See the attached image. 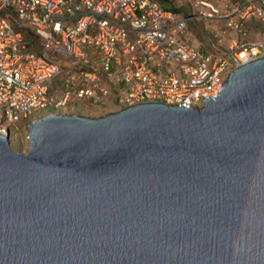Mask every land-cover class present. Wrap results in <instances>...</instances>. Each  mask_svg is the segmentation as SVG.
<instances>
[{"label":"water","instance_id":"1","mask_svg":"<svg viewBox=\"0 0 264 264\" xmlns=\"http://www.w3.org/2000/svg\"><path fill=\"white\" fill-rule=\"evenodd\" d=\"M224 87L0 132V264H264V56Z\"/></svg>","mask_w":264,"mask_h":264},{"label":"built area","instance_id":"2","mask_svg":"<svg viewBox=\"0 0 264 264\" xmlns=\"http://www.w3.org/2000/svg\"><path fill=\"white\" fill-rule=\"evenodd\" d=\"M196 7L187 14L160 0H0V132L83 104L203 110L231 73L264 56V0ZM200 21L215 24L203 29V43L190 32Z\"/></svg>","mask_w":264,"mask_h":264},{"label":"rangeland","instance_id":"3","mask_svg":"<svg viewBox=\"0 0 264 264\" xmlns=\"http://www.w3.org/2000/svg\"><path fill=\"white\" fill-rule=\"evenodd\" d=\"M162 2L164 3L165 8L167 9H171L173 6H176L178 8H184V10H182V13H187L188 14V10L189 7L192 8L193 11L192 13L197 12V10L195 8L196 4H197V0H162ZM215 3H217V1H215ZM226 2H222V4H224ZM225 7V6H224ZM222 7V8H224ZM188 9V10H187ZM199 23L201 24H193L192 26H190V32H192L198 43H203L205 42V38H204V34H202L201 32L203 31V29H213L215 24L212 22L209 23H205L204 21H200ZM214 24V25H213ZM198 26V27H197ZM201 26V27H199ZM223 25H220V27H222ZM216 29H218L216 27ZM200 32V34H199ZM257 40V37H253L251 38V41H255ZM65 63V65H70L69 61H65L63 62ZM58 82V80H57ZM118 110L114 109V108H110L107 106V104H103V105H99L98 107H92V106H85V104H83L81 106V108H78L75 111H71L69 112V115H80V116H85V117H89V118H100V117H104L108 114L117 112ZM45 117V116H44ZM43 118V117H42ZM29 135V130L27 127H20V131L16 132L13 135H10V145L12 147V149L16 152L22 153V154H27L29 147H30V140L28 138Z\"/></svg>","mask_w":264,"mask_h":264},{"label":"trees","instance_id":"4","mask_svg":"<svg viewBox=\"0 0 264 264\" xmlns=\"http://www.w3.org/2000/svg\"><path fill=\"white\" fill-rule=\"evenodd\" d=\"M162 2V0H160ZM163 3V2H162ZM177 11L182 12V10H184V8H178L176 6H173ZM200 33V32H199ZM203 34V31L201 32Z\"/></svg>","mask_w":264,"mask_h":264},{"label":"crops","instance_id":"5","mask_svg":"<svg viewBox=\"0 0 264 264\" xmlns=\"http://www.w3.org/2000/svg\"><path fill=\"white\" fill-rule=\"evenodd\" d=\"M200 34V33H199Z\"/></svg>","mask_w":264,"mask_h":264}]
</instances>
